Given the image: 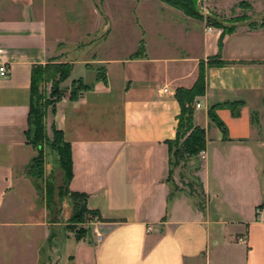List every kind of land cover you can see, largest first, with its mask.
<instances>
[{
	"label": "crops",
	"instance_id": "crops-1",
	"mask_svg": "<svg viewBox=\"0 0 264 264\" xmlns=\"http://www.w3.org/2000/svg\"><path fill=\"white\" fill-rule=\"evenodd\" d=\"M237 1L219 0L229 9ZM144 12L135 43L118 42L131 27L117 21L129 14L108 12L107 51L116 55L87 59L79 43L100 29L99 3L0 0V66L8 70L0 75V264L62 262L58 242L48 244L45 202L26 174L36 153L25 138L31 68L49 61L71 70L64 96L47 109V134L54 125L70 144L68 188L85 193L86 207L102 219L89 220L78 241L66 236L71 264H264V213L254 212L264 205V26L220 35L176 9ZM209 58L231 63L205 65L192 122L206 144L203 155L188 158L199 191H187L169 174L166 141L180 112L175 90L190 88ZM76 79L91 86L70 99ZM227 101L242 105L236 115L215 108L223 132L208 108Z\"/></svg>",
	"mask_w": 264,
	"mask_h": 264
},
{
	"label": "trees",
	"instance_id": "trees-1",
	"mask_svg": "<svg viewBox=\"0 0 264 264\" xmlns=\"http://www.w3.org/2000/svg\"><path fill=\"white\" fill-rule=\"evenodd\" d=\"M175 8L181 10L186 16L202 18L205 20L207 27L220 28L224 32L232 31L236 26L233 25L238 22L247 20L245 17L234 18L225 20L221 16L210 13L203 14L201 9L198 10L199 2L202 0H162ZM242 1L240 2V4ZM264 26V18L260 22H253L249 27ZM142 49V42L139 44ZM136 52L135 54H138ZM228 61H217L210 59L204 63H199V73L196 81L190 88H177L175 90V97L180 106V112L176 117L177 123L175 128V137L172 140L166 141L168 146L169 155V174L172 173V164L174 161L183 160L198 155L205 149L206 139L204 130L195 126L192 122L193 104L196 96H200L205 90V65H221L228 64ZM71 64L67 62H54L49 61L45 64L33 65L31 68L30 80V95H29V108L27 115V129L25 131L26 143L31 145L36 153L29 163L26 174L33 180L40 178L43 175L44 168V150L49 148L55 152L58 160V165L63 171L65 179L64 193L68 199V204L72 207V215L67 220L66 230L73 233L76 241L82 239L87 231L85 227H77L79 224L84 223L85 214L90 215L88 220L96 219L102 220L97 213L86 207L85 193L71 191L68 188V182L71 177V154L70 144L62 137V132L51 125L50 130L52 136L49 137L46 129L45 117L47 109L50 108L51 112L54 111L55 103L59 101L65 93V89L60 85L69 76ZM98 78L105 80L104 74H99ZM45 82H50V90L48 94L41 91V86ZM90 84L83 83L81 79H76L71 82L70 99H75L82 91L90 88ZM242 105L240 101H227L224 103L213 104L208 108L209 118L224 132L225 127L223 123L218 120L214 114V110L220 106L228 107L234 115L237 114V109ZM264 175V166H263ZM46 194H51L50 187H45ZM46 201H50V196H47ZM48 210V204L46 203ZM50 216V211H49ZM50 218V217H49ZM50 222L51 218H50ZM55 233L51 231L48 239V244L52 243Z\"/></svg>",
	"mask_w": 264,
	"mask_h": 264
},
{
	"label": "rangeland",
	"instance_id": "rangeland-1",
	"mask_svg": "<svg viewBox=\"0 0 264 264\" xmlns=\"http://www.w3.org/2000/svg\"><path fill=\"white\" fill-rule=\"evenodd\" d=\"M242 3L240 4V2ZM94 2L99 3V12L101 15L100 20V29L95 34L85 35L83 37V41L79 43V46H86L87 53L85 57L87 59L94 58L97 54L100 57L107 58L109 56L116 55L111 51H107L108 48V37H107V28H108V12L115 11L116 13L119 12H127L129 14V19L126 18L125 21L118 20L119 23H125L126 27L131 29V32L126 31V36L120 35L118 42H124L128 40L131 43H135L138 40V37L134 34V32L141 27L140 24V17L138 13L143 11L144 14H155V15H167V11L179 10L174 6L162 1V0H94ZM164 4L165 6H163ZM226 4H221L219 0H202L201 4V11L206 15L210 13L217 14L221 16L223 19H234V18H241L245 17L250 19L258 14L264 12V0H238L231 9L230 7H226ZM163 7V8H162ZM173 9V10H172ZM224 10L226 15L221 12ZM147 11V13H146ZM181 11V10H179ZM182 12V11H181ZM176 13V12H174ZM138 14V15H137ZM184 14V13H183ZM190 17V16H188ZM196 21H201L205 24V20L202 18L190 17ZM90 16L85 9L84 19L81 22L85 27V31L88 30L87 24L89 23ZM150 27H156L157 22L152 20L149 23ZM206 26V24H205ZM207 27V26H206ZM127 30V29H126ZM121 31H119L120 33ZM123 33V31H122ZM129 33H132L129 35ZM50 82H45L41 86V91L48 94L50 90ZM61 86V85H60ZM63 88V87H62ZM188 158H184L183 160L174 161L172 164V172L178 174L180 185L187 191L195 190L199 191V186L197 182L193 179L190 174L191 165L187 162ZM63 171L58 165V160L55 155V152L49 148H45L44 150V168H43V175L36 179V181H32L35 185L37 190V194L39 195V199L43 202L48 204V215L50 211V218L52 221L51 224V231L55 233V236L52 240V246L57 247V242L60 248L59 253L62 255V262L61 264H71L68 258H65L66 252H71L69 246L71 244L68 242L66 236L72 235V232L66 230L67 227V220L72 215V207L68 204V198L61 192L64 193L65 189V179L63 177ZM50 187L51 194H46L45 187ZM179 188V186L177 185ZM50 196V201L47 202L46 198ZM90 218V215L85 214L84 216V223L77 225V227H85L87 228V222ZM70 250V251H69ZM53 252V250H52ZM49 252H45L44 254L47 255Z\"/></svg>",
	"mask_w": 264,
	"mask_h": 264
},
{
	"label": "built area",
	"instance_id": "built-area-1",
	"mask_svg": "<svg viewBox=\"0 0 264 264\" xmlns=\"http://www.w3.org/2000/svg\"><path fill=\"white\" fill-rule=\"evenodd\" d=\"M208 29H216V30H218L220 33H221V29L220 28H215V27H207ZM0 75L1 76H7L8 75V70H7V67L5 66V65H1L0 66ZM165 91H166V89H164ZM194 106H196V107H199L200 106V103H198V102H196L195 104H194ZM200 155H203V152L201 151L200 153H199ZM254 212H255V215L256 216H260V215H262L263 213H264V205H261V206H257V207H255V209H254Z\"/></svg>",
	"mask_w": 264,
	"mask_h": 264
},
{
	"label": "water",
	"instance_id": "water-1",
	"mask_svg": "<svg viewBox=\"0 0 264 264\" xmlns=\"http://www.w3.org/2000/svg\"><path fill=\"white\" fill-rule=\"evenodd\" d=\"M200 8H201V1L199 2L198 10H200ZM262 18H264V15H261L260 17L252 19L250 21H243L241 23H235L233 25H235V26H238V25H249V24H251L253 22H257L258 20H261Z\"/></svg>",
	"mask_w": 264,
	"mask_h": 264
}]
</instances>
